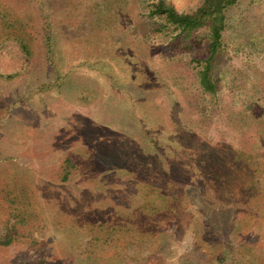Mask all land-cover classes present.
<instances>
[{"label":"rangeland","instance_id":"rangeland-1","mask_svg":"<svg viewBox=\"0 0 264 264\" xmlns=\"http://www.w3.org/2000/svg\"><path fill=\"white\" fill-rule=\"evenodd\" d=\"M155 1L0 0V264H264V0Z\"/></svg>","mask_w":264,"mask_h":264},{"label":"trees","instance_id":"trees-1","mask_svg":"<svg viewBox=\"0 0 264 264\" xmlns=\"http://www.w3.org/2000/svg\"><path fill=\"white\" fill-rule=\"evenodd\" d=\"M236 0H203L202 4L192 13H179L165 0H156L150 10L151 15H157L164 21L178 29L180 33L189 36L197 28L207 25L209 34V52L213 57L221 45L222 32L225 29V10L233 5ZM201 85L212 90V84L206 72L200 73Z\"/></svg>","mask_w":264,"mask_h":264}]
</instances>
